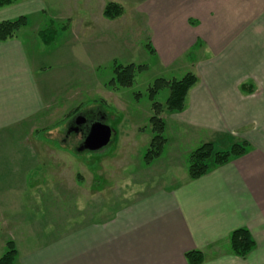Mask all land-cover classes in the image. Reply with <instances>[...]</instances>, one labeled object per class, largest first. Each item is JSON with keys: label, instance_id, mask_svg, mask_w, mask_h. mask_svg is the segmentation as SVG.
Listing matches in <instances>:
<instances>
[{"label": "crops", "instance_id": "crops-1", "mask_svg": "<svg viewBox=\"0 0 264 264\" xmlns=\"http://www.w3.org/2000/svg\"><path fill=\"white\" fill-rule=\"evenodd\" d=\"M157 4L166 8L167 16L150 9L152 3L146 5L147 27L163 70L198 78L184 111L165 120L170 135L186 136V149L174 151L171 165L154 167L155 173H170L178 183L137 195L107 219L93 217L105 208L99 205L98 210H87L83 224L49 236L46 225H36L29 237L17 235L18 243L11 238L18 251L15 264H189L186 253L194 251L204 255L203 264H264V48L250 62L248 47L249 36L256 33L250 22L260 18L264 0H158ZM171 4L186 7L180 17L171 16ZM187 5L198 9L192 12ZM23 13L13 2L0 10V23ZM191 15L201 24L191 26ZM199 40L209 47L210 57L190 53ZM26 44L18 37L0 43V166L9 155L19 165L24 161V151L14 149L25 142L26 121L44 109L49 117L54 115L45 104V90L51 84L37 79L41 68L33 64ZM251 78L261 90L245 93L242 87ZM201 137L205 143L219 138L247 141L251 148L245 156L191 180L188 159ZM25 172L6 176L0 171V181L18 182L0 185L3 214L19 207L18 199L26 193ZM239 229L248 230L255 241L245 259L230 249L229 237Z\"/></svg>", "mask_w": 264, "mask_h": 264}, {"label": "rangeland", "instance_id": "rangeland-1", "mask_svg": "<svg viewBox=\"0 0 264 264\" xmlns=\"http://www.w3.org/2000/svg\"><path fill=\"white\" fill-rule=\"evenodd\" d=\"M12 1L15 7L20 5L25 12L22 16L28 18L27 27L16 37L27 43L33 64L41 68L37 79H46L51 84L45 90L48 101L45 104L52 108L54 115L49 117V110L44 109L26 121L25 142L14 149L20 154L24 151V161L19 165L9 155L0 166L6 176L26 171V193L18 199L19 207L11 213L3 214L0 210V255L7 251L6 245L11 238L18 243L17 235L29 237L36 225H46L45 234L49 236L61 228L71 229L83 224L89 208L98 210L99 205L104 206L93 217L107 219L137 195H144L159 185L175 186L178 181L172 180L174 176L155 173V165H171L177 154L174 151L183 152L187 146L185 135H170L166 129L163 154L150 165L144 162L154 137L149 123L153 116L149 88L158 79L183 78L182 71L172 74L163 70L150 37L147 27L150 14L146 12V5L152 3L150 9L158 11L160 17L167 16L166 8L158 5V0ZM113 2L123 8V13L109 20L102 10ZM181 5L171 4V16L180 17V11L186 8ZM187 9L193 12L198 7L187 5ZM261 12L258 20L250 22V28L256 32L249 36L250 62L264 48V10ZM189 21L194 27L201 24L194 15ZM51 24L58 32L55 41L46 45L39 32ZM217 42L219 44L220 39ZM199 48L201 50H197ZM190 53L211 56L202 40ZM131 64L143 66L141 71H136L133 86H109L115 67ZM247 85L261 90L252 78ZM169 94L168 89L162 90L154 99L164 108V120L170 115L165 106ZM77 107H80L79 112L74 113ZM80 114L111 128L112 138L107 147L97 152L82 149L93 124L85 128L84 134L72 133L71 123ZM233 142L219 138L213 143L228 148ZM204 143L205 138L201 137L199 143L193 145L200 147ZM179 158L181 155L176 160ZM6 183L9 186L18 184L16 180L0 181V185Z\"/></svg>", "mask_w": 264, "mask_h": 264}, {"label": "trees", "instance_id": "trees-1", "mask_svg": "<svg viewBox=\"0 0 264 264\" xmlns=\"http://www.w3.org/2000/svg\"><path fill=\"white\" fill-rule=\"evenodd\" d=\"M12 0H0V10L12 5ZM123 13V8L116 3H109L104 9V16L109 20L119 18ZM28 18L20 16L14 20L4 21L0 23V43L14 39L17 33L27 27ZM57 29L54 25L46 30L39 32L41 41L46 45H51L57 35ZM143 66L136 67L134 64L128 66H116L114 70V77L109 82L110 85H115L113 88H129L135 82L136 71H141ZM198 83V78L193 73L186 74L181 80L168 81L165 79H158L149 88V100L152 102L153 116L150 118L151 131L154 134L149 148L144 155V162L146 165L152 164L159 159L163 154L167 139L164 136L166 123L162 119L164 108L161 104L154 101L156 95L162 90L168 89L170 94L166 100V111L170 114L180 113L184 111L186 99L189 91ZM243 92L253 93V87L250 85H243ZM80 107L74 110V113L79 112ZM71 113H69L70 115ZM69 115L67 117H69ZM250 144L247 141L240 143L233 142L230 147L226 149L220 148L214 143H205L195 149L188 159V173L191 180H198L209 174V172L218 167H222L231 161L245 156ZM1 237V230H0ZM229 244L231 252L242 259H245L248 254L254 249L255 241L250 232L246 229H239L234 231L229 237ZM7 251L0 255V264H15L18 251L13 241H9L6 245ZM186 260L189 264H203L205 257L201 252L186 253Z\"/></svg>", "mask_w": 264, "mask_h": 264}, {"label": "water", "instance_id": "water-1", "mask_svg": "<svg viewBox=\"0 0 264 264\" xmlns=\"http://www.w3.org/2000/svg\"><path fill=\"white\" fill-rule=\"evenodd\" d=\"M112 133L109 126L96 122L90 127L89 133L84 139L82 149L97 152L107 147L111 142Z\"/></svg>", "mask_w": 264, "mask_h": 264}, {"label": "flooded vegetation", "instance_id": "flooded-vegetation-1", "mask_svg": "<svg viewBox=\"0 0 264 264\" xmlns=\"http://www.w3.org/2000/svg\"><path fill=\"white\" fill-rule=\"evenodd\" d=\"M96 122H100V121H93L92 120V117L88 116V115H85V114H80L79 116H77L71 123V126H70V131L72 133H75V134H84L85 132V128L87 126H89L90 124H94ZM90 130V129H89ZM89 130H88V133H89ZM87 133V134H88ZM86 134V136H87ZM85 136V137H86Z\"/></svg>", "mask_w": 264, "mask_h": 264}]
</instances>
